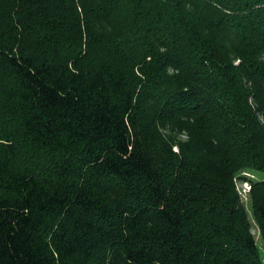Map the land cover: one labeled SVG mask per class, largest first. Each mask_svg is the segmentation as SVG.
<instances>
[{"label": "trees", "instance_id": "16d2710c", "mask_svg": "<svg viewBox=\"0 0 264 264\" xmlns=\"http://www.w3.org/2000/svg\"><path fill=\"white\" fill-rule=\"evenodd\" d=\"M256 171L264 0H0V264H264Z\"/></svg>", "mask_w": 264, "mask_h": 264}, {"label": "rangeland", "instance_id": "374dc122", "mask_svg": "<svg viewBox=\"0 0 264 264\" xmlns=\"http://www.w3.org/2000/svg\"><path fill=\"white\" fill-rule=\"evenodd\" d=\"M168 134L170 133V130L168 131ZM185 137L180 136L178 140H185ZM175 151H178V147H175ZM245 176L249 179L252 180H258V181H262L264 180V172L262 171H256L254 172H248L245 174ZM237 189L240 193V196L242 198V201L244 202L246 209L248 211L249 214V218L250 221L252 222V234L255 237V240L260 248L261 253L264 255V243L261 237V233L259 231V227L255 222V219L253 217V212H252V205H251V184L249 182H245V181H241L238 180L237 181Z\"/></svg>", "mask_w": 264, "mask_h": 264}]
</instances>
